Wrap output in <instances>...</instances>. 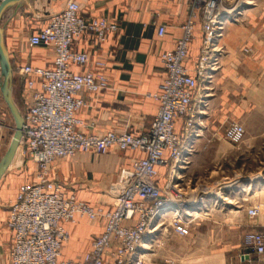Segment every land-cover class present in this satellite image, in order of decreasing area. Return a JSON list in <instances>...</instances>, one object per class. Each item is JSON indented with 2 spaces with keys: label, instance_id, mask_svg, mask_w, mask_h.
<instances>
[{
  "label": "crops",
  "instance_id": "obj_1",
  "mask_svg": "<svg viewBox=\"0 0 264 264\" xmlns=\"http://www.w3.org/2000/svg\"><path fill=\"white\" fill-rule=\"evenodd\" d=\"M75 1L85 19L105 18L117 25L115 31L105 32L101 39L94 33L84 32L72 45L91 59L84 67L74 66L73 70H97L94 62L102 60V71L109 82L108 89L86 95V105L76 111L81 121L76 128L99 135L106 131L144 133L159 107L152 95L159 91L165 76L160 55L175 47L191 0ZM66 2L22 0L4 12L5 44L6 39L12 43L13 47L7 49L16 69L26 63L37 67L52 65L53 50L30 47L27 39L45 26L50 15L62 10ZM159 25L166 28L162 37L157 34ZM201 44L202 32L197 21L186 60L191 74H195ZM218 44L222 48L219 65L209 81L201 82L195 94L192 129L196 133L186 135L184 116L176 121L185 159L175 167L170 163L159 166L156 178L161 187L174 173L180 187L186 185L192 193H202L203 198L184 211L189 220L184 235L169 224L163 226L162 221L172 215L170 211L157 217L154 230L138 245L140 257L150 250L154 264H264V254H257L244 245L247 233H264V174L242 176L244 164L236 163L232 167L234 176L221 178L217 186L198 184L203 171H218L215 166L204 163V159L222 155L220 148L228 143L224 132L231 122L243 125L244 144L249 148L260 147L262 141L264 148V0H253L240 14L226 20ZM13 91L25 110L26 92L18 72H15ZM228 144L232 151L241 145ZM142 156L140 151H121L115 146L104 154L79 151L71 157L56 158L48 178L78 200L108 210L112 207L113 188L121 183L122 169L129 168ZM26 158L32 180L35 165ZM253 172H264V166ZM7 197V194L0 195V264H9L12 245L11 231L5 225ZM252 207L258 208L256 215L248 214ZM104 224L101 217L90 219L80 215L64 223L69 237L62 244L61 259H82L90 250L92 240L103 231ZM164 256L172 263H164Z\"/></svg>",
  "mask_w": 264,
  "mask_h": 264
},
{
  "label": "built area",
  "instance_id": "obj_2",
  "mask_svg": "<svg viewBox=\"0 0 264 264\" xmlns=\"http://www.w3.org/2000/svg\"><path fill=\"white\" fill-rule=\"evenodd\" d=\"M252 1L191 0L175 47L160 55L165 76L159 91L152 95L159 107L150 127L141 134L116 131L86 134L76 128L81 124L76 111L86 105V95L108 89L109 82L102 71V60L94 62L97 70L74 71V66L84 67L91 59L72 45L84 32L94 33L101 39L105 32L117 29L116 23L105 18L85 19L79 13V4L67 0L62 10L50 15L44 27L28 36L30 47L51 48L54 58L50 67L26 63L17 68L27 100L20 143L24 155L34 163L35 173L8 204L5 225L12 236L9 264H141L138 245L154 230L158 212L172 204L180 208V212L171 215L173 228L185 234L189 221L184 211L202 201V193H182L174 173L160 187L156 182L158 167L167 163L175 167L184 161L182 136L176 131V121L184 116L186 135L196 133L192 129L195 94L219 65L222 48L218 39L226 20L240 14ZM197 21L202 44L195 74H191L186 60ZM165 32L164 25L157 27L158 36L162 37ZM224 137L233 144L240 143L244 138L243 125L231 122ZM113 146L121 151L137 150L143 156L122 169L121 183L113 188L112 207L108 210L78 200L48 178L56 158L90 150L104 154ZM257 213V207L248 209L249 215ZM78 215L90 219L101 217L104 228L92 240L90 250L82 259L63 260L62 244L69 237L64 223ZM244 244L247 249L264 254V233H247Z\"/></svg>",
  "mask_w": 264,
  "mask_h": 264
},
{
  "label": "rangeland",
  "instance_id": "obj_3",
  "mask_svg": "<svg viewBox=\"0 0 264 264\" xmlns=\"http://www.w3.org/2000/svg\"><path fill=\"white\" fill-rule=\"evenodd\" d=\"M11 46H12L11 41L9 40L7 41L6 39V47L9 49V47ZM10 61L13 68V84H14L15 72H17V69L14 67L13 60L11 59ZM12 95L18 109L20 110L21 114H23L24 112L23 105L21 104V102L17 98V95L13 91V87H12ZM14 129H15L14 120L6 106V103L4 102V99L0 91V159L5 153L6 149L8 148ZM226 141L228 143H231L228 140ZM262 142H260V147L257 146L254 148H249L246 144H244V138H243L240 143L234 144V145L241 144L240 148L237 151L236 150L232 151L230 145L228 143H224L220 148V152L222 153V155H215L213 157H207L204 159L205 161L204 163L209 164V166L210 165L215 166L216 168H218V171L217 172L203 171L200 174L199 177L200 180L198 182L200 187L201 185H206V184L208 186L211 185L210 187H214L215 185L217 186V182L221 180V178H226V177L230 178L234 176L232 167L234 169L236 163L244 164L243 166L244 172L240 173L242 174V176L243 175L245 176L247 174H259L260 176L261 175L263 176L264 172H259V173L253 172V170L255 171L260 170L264 166V148L263 146L261 147V145L263 144ZM22 150L23 149L21 147L19 151L20 155L18 154V162L20 163L17 162L16 164L9 167L0 180V195L1 196L4 194L8 195V197L5 198L6 201H4L6 204H9L15 198L20 186L30 181L33 176L32 174H30L29 162ZM247 170L249 172H247ZM185 186L186 185L180 187L181 192L186 193V195L191 194L192 193V190H190L191 188L186 189ZM12 193L14 194L13 197L10 196ZM168 211L171 212V210L169 209H167V211L165 212ZM162 213H164V211ZM171 213L173 214V212ZM172 219H173L172 216L166 217V219L162 221V223L164 224L163 226L169 224L170 226L173 227ZM5 247H7V245ZM147 252H148L147 255L141 257L142 259L141 264H154L153 263L154 261L150 256L151 251L148 250ZM162 260L164 261V263L166 261L172 263V260H169L166 256L162 257Z\"/></svg>",
  "mask_w": 264,
  "mask_h": 264
},
{
  "label": "water",
  "instance_id": "obj_4",
  "mask_svg": "<svg viewBox=\"0 0 264 264\" xmlns=\"http://www.w3.org/2000/svg\"><path fill=\"white\" fill-rule=\"evenodd\" d=\"M21 1L22 0H3L0 2V91L15 124V129L8 148L0 159V179L8 170L20 144L23 125V115L18 109L12 95L13 68L9 51L5 44L2 17L7 9Z\"/></svg>",
  "mask_w": 264,
  "mask_h": 264
},
{
  "label": "bare ground",
  "instance_id": "obj_5",
  "mask_svg": "<svg viewBox=\"0 0 264 264\" xmlns=\"http://www.w3.org/2000/svg\"><path fill=\"white\" fill-rule=\"evenodd\" d=\"M226 18H227V17H226ZM20 148H21V143L19 144V146H18V148H17V150H16V153H15V155H14V157H13V160H12V162L10 163L9 167H11L12 165H14V164H16V163L18 162V154H19ZM19 155H20V154H19ZM19 157H20V156H19ZM20 158H21V157H20ZM18 163H20V162H18ZM9 167H8V168H9ZM167 209L171 210V212H173V214L180 212V208H179L178 205H175V204L167 205V206L163 207V208L158 212L157 217H158L159 215H161L163 211H164V212L167 211ZM187 209H189V208H187ZM187 209H185V210H187ZM171 212H170V213H171ZM168 213H169V212H168Z\"/></svg>",
  "mask_w": 264,
  "mask_h": 264
}]
</instances>
